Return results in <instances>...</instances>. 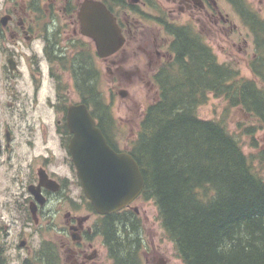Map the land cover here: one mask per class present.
Here are the masks:
<instances>
[{
    "label": "trees",
    "instance_id": "1",
    "mask_svg": "<svg viewBox=\"0 0 264 264\" xmlns=\"http://www.w3.org/2000/svg\"><path fill=\"white\" fill-rule=\"evenodd\" d=\"M230 1L254 34L257 57L250 67L257 80L220 63L204 41L174 31V58L154 76L159 98L145 110L129 145L145 179L141 197L154 202L183 264H264V179L226 124L198 116L212 94L264 123V20L243 0ZM70 59L54 62L72 72L77 92L106 134L113 118L97 84L94 53L91 61L84 54ZM121 218L107 217L110 258L113 264H144L143 239Z\"/></svg>",
    "mask_w": 264,
    "mask_h": 264
},
{
    "label": "flooded vegetation",
    "instance_id": "2",
    "mask_svg": "<svg viewBox=\"0 0 264 264\" xmlns=\"http://www.w3.org/2000/svg\"><path fill=\"white\" fill-rule=\"evenodd\" d=\"M64 1L67 6L64 4L62 7L60 0H29V5L33 4L34 6L27 5L22 9V12L23 15L27 16L30 13L34 15L35 11L44 10L46 18L52 21L51 24L53 30H55V20L60 11L62 10L69 17H73L78 14L84 0H76V4H73L72 0ZM95 1L102 2L114 15L125 39L123 47L117 54L103 59L104 63L111 66L107 67L111 75L114 72L120 73L119 75H124L123 73L128 75L119 64L129 63L132 57L137 58L138 53L134 51V48L142 46L140 48L144 49L143 56L150 65L151 74L154 76L161 64H168L172 59L174 31H186L194 36H191L192 38H198L207 44L205 34L214 37L218 32L227 31L228 36L231 37L236 35L238 30L229 15L220 9L218 0ZM243 1L249 4L247 0ZM43 2L45 6L41 5ZM226 2L232 6L240 17L242 24L246 26L231 1L226 0ZM69 3L71 4L69 5ZM250 7L252 6L250 5ZM8 15L11 16V23L17 20L18 30L0 31V40H5L6 34H9L11 40L9 39L7 42L13 45V49L5 45L0 48L1 55H6L8 58V73L2 74L6 77L8 75L16 77L20 74L19 68H21V65L16 59V57L18 58L16 50L18 47H25L28 44L33 46L35 42L43 44V56L49 62L48 78L51 82L48 79L47 85L43 84L41 80L42 73H39L36 77H34V72L29 74L33 75L34 81L38 80V83H34L36 96L42 90L46 91L48 101L52 104L51 108L57 109V113L59 111L58 105L52 102L51 93H54L57 102H63L59 111L61 118L56 121L55 136L57 134L58 139H60L58 147L67 149L70 141L66 122L67 106L65 105L66 102L63 101V96L58 92L63 87V72L70 75L74 83L73 88H75V81L72 72L61 70L58 64L54 62L63 58L70 59L68 57V47H62L65 46L62 45L61 40L64 32L58 29L49 31L48 25L42 31H32L23 17L19 16L20 13L17 10L11 9ZM208 23L212 27H216L218 31H214L212 27L207 25ZM250 31L252 30L250 29ZM75 33H77L76 30ZM237 39H243L244 46H240V51H242L247 44L246 38L237 36ZM22 40H25L24 43L26 44ZM91 51L88 46L84 52L85 60L91 61ZM4 67L6 69L7 65ZM55 69L56 71H54ZM140 72V69L137 68L135 73L130 76L133 77ZM0 81L2 82V78H0ZM148 83L149 86L158 91L154 83L150 81ZM76 93L79 96L78 103H85L82 95L77 91ZM2 124L0 119V164L3 161L1 160L2 157L5 156H7L5 163L10 164L12 159L11 150L13 149V130L10 125L3 128ZM106 125L111 126V122L106 123ZM111 129L114 133V128ZM29 130H31V126H29ZM42 133L47 144L51 134L49 133L47 136L48 132L44 126L42 127ZM28 138L30 139L31 151L35 150L34 147H36L38 141L34 140L32 136ZM46 150H48L47 152L51 151L49 147H46ZM53 157L54 155L51 154L47 156L35 155L29 162L30 173L27 183H24L22 187H18L16 193H10L9 188L0 191V197L4 196L0 199V264H108V259L113 264L107 246L106 222L109 215L98 214L90 201L85 198L83 192L81 197L77 199L74 183H71L70 177H59L56 172H48L47 164H50L49 160H53ZM40 158H42L41 164L37 167L34 166L35 161ZM43 170H46L49 177L60 184L57 190H55L56 187L43 186L39 187L40 189L37 187L40 183V172ZM79 188L83 191L82 187ZM34 192L38 196H35ZM139 199L140 197L126 208L110 215H122L121 220L125 222V225L130 226L131 231L139 232L140 238L144 241L142 251L144 264H148L151 261L148 257L149 245H147L144 236V225L140 219V209L136 207ZM119 225L122 224H116V227ZM134 225L136 226L134 227ZM158 248L153 246V250L157 253L153 255L152 259L155 264H172L166 256L168 253L167 248L165 250H162L161 246Z\"/></svg>",
    "mask_w": 264,
    "mask_h": 264
},
{
    "label": "rangeland",
    "instance_id": "3",
    "mask_svg": "<svg viewBox=\"0 0 264 264\" xmlns=\"http://www.w3.org/2000/svg\"><path fill=\"white\" fill-rule=\"evenodd\" d=\"M72 1L73 4H76V0ZM218 1L220 9L225 14L229 15L231 21L238 30L236 31V35H232L231 37L228 36L229 34H227V31L222 33L218 32L214 37L204 33L206 42L211 47L220 63L231 65L236 68L241 78L256 81L257 79L250 67L251 62L257 57L254 58L256 47L253 33L247 25L246 27L242 24L240 17L226 0ZM247 1L254 11L264 19V0ZM26 3H29V0H0V18L10 13L11 9L17 10V12L20 13L19 16L23 17L32 31H42V28L48 25L49 31H56L58 29L64 32L61 40L62 45L65 46L62 47H68L69 50H73L77 47L80 49L89 46L90 49L95 52L92 41L81 35L76 15L69 17L68 14L63 13L61 10L55 20V30H53L52 21L48 18H41L31 13L27 16L23 15L22 9L28 5ZM64 4L66 5L65 1L60 0V5L62 7ZM70 4L71 3H69V5ZM41 5L45 6L44 2ZM72 18H74L75 21ZM207 25L212 27L210 23ZM212 28L214 31H218L216 27ZM11 30H18L17 20L9 23L5 30L0 31ZM75 30L77 33H75ZM237 36L246 38L247 44L246 47H243L242 51H240V46H244L243 39L238 40ZM9 39V34H6V41L4 39L0 40V48L2 45H5L13 49V45L7 42ZM24 41L25 40H22L23 43ZM140 47L134 48V51L138 53L137 58L132 57L129 63L119 64L128 75H126V73H123L124 75H119L120 73L116 72L111 75L107 69V67L111 66L104 63L101 59L96 58L97 66L100 70L97 84H100L101 97L111 106L114 133L110 134L113 142L121 150L129 149L130 143L138 136L140 122L143 119L145 110L159 98L156 89L149 86L148 81L153 83V75L151 74L150 65L143 56L144 49ZM16 50L18 52V58L16 57V59L21 65V68H19L20 74L16 77L13 75H8V77L3 75L8 73V58L6 55L2 54V56L0 53V78H2V82L0 81V119L3 123V128L10 125L13 130L11 162L10 164L5 163L7 156L1 159L3 161L0 164V191L4 188H9L10 193H16L18 187H22L24 183H27L30 173L29 162L31 159H33L35 155L47 156L51 154L54 155V157L53 160H49L50 164H47L48 172H56L59 177H70L71 183H74L75 197L79 199L83 191L79 188L81 186L75 168L72 165L67 149H60L58 147L60 139H58L57 134L55 136L56 121L61 118L59 111L63 102H57L54 93H51L52 102L58 105L59 111L57 113V109L51 108L52 104L48 101V94L46 91L42 90L38 96L35 95L34 83H38V80L34 81L33 78L38 76L39 73H42L41 80L45 85H47V80L49 79V62L43 56V44L35 42L33 46L28 44L25 47H18ZM5 65H7L6 69L4 67ZM137 68L140 69L141 72L134 75L135 77L130 76L133 75L132 73H135ZM54 71H56V69ZM31 72L35 73L34 77L32 74H29ZM62 80L63 91L59 90L58 93L63 96L62 98L64 100L68 99L66 105H69L71 102H78L79 96L75 88H73L74 83L70 75L63 72ZM49 82H51L50 79ZM121 90H127V97L122 98L119 95ZM198 116L205 120L222 121L226 124L230 133L233 134L241 144L244 153L249 158L253 170L259 173L264 179V123L259 122L241 107H229L227 100L215 98L212 94H210L207 103L199 107ZM22 117H24V119H22ZM29 126H31V130H29ZM43 126L48 132L47 136L49 133L51 134L47 144L45 143V137L42 133ZM248 129L254 131V134L249 135L247 133ZM30 136L38 141L36 147H34L35 150L32 151L30 148V139L28 138ZM46 147H49L52 152H47L48 150H46ZM41 162L42 158L36 160L34 166L37 167ZM44 162L46 163V161ZM2 197L4 196H1L0 199H2ZM136 207L140 209V219L144 225V236L147 245H149L148 257L151 261H149L148 264H155V261L152 259L153 255L157 253L153 250V246L157 248L161 246L162 250L167 248L168 253L166 256L172 264H183L182 260H180L176 254L173 243L166 238L165 232L158 219V211L154 202H144L143 198H140L136 203ZM161 252L159 253L160 255ZM108 264H112V261L109 259Z\"/></svg>",
    "mask_w": 264,
    "mask_h": 264
},
{
    "label": "water",
    "instance_id": "4",
    "mask_svg": "<svg viewBox=\"0 0 264 264\" xmlns=\"http://www.w3.org/2000/svg\"><path fill=\"white\" fill-rule=\"evenodd\" d=\"M9 19L3 17L2 24L7 25ZM79 19L82 34L95 42L101 57L110 56L122 47L124 37L114 16L101 2L85 0ZM122 95L127 92L122 91ZM67 114V126L73 134L69 152L84 194L101 215L127 207L145 187L138 162L129 152H117L111 147L86 104L70 105ZM43 186L57 190L59 184L43 170L37 187Z\"/></svg>",
    "mask_w": 264,
    "mask_h": 264
}]
</instances>
